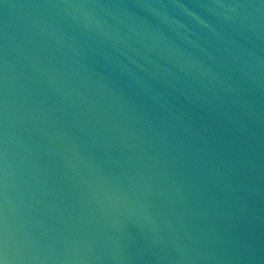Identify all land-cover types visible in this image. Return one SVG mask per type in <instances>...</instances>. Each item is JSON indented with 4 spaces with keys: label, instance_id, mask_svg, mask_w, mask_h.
<instances>
[{
    "label": "water",
    "instance_id": "water-1",
    "mask_svg": "<svg viewBox=\"0 0 264 264\" xmlns=\"http://www.w3.org/2000/svg\"><path fill=\"white\" fill-rule=\"evenodd\" d=\"M0 264H264V0H0Z\"/></svg>",
    "mask_w": 264,
    "mask_h": 264
}]
</instances>
